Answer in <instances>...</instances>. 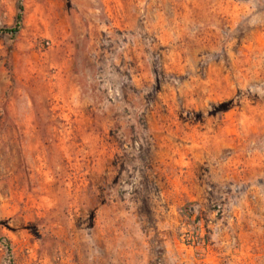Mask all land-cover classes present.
<instances>
[{
  "label": "rangeland",
  "instance_id": "1",
  "mask_svg": "<svg viewBox=\"0 0 264 264\" xmlns=\"http://www.w3.org/2000/svg\"><path fill=\"white\" fill-rule=\"evenodd\" d=\"M0 264H264V0H0Z\"/></svg>",
  "mask_w": 264,
  "mask_h": 264
},
{
  "label": "trees",
  "instance_id": "2",
  "mask_svg": "<svg viewBox=\"0 0 264 264\" xmlns=\"http://www.w3.org/2000/svg\"><path fill=\"white\" fill-rule=\"evenodd\" d=\"M23 19H24V8L20 7V13L18 14L16 25L11 28L0 29V37L8 36L15 39L21 33ZM0 242L1 243L5 242V247L7 248L8 251H11V245L9 241H4L3 239H0Z\"/></svg>",
  "mask_w": 264,
  "mask_h": 264
}]
</instances>
